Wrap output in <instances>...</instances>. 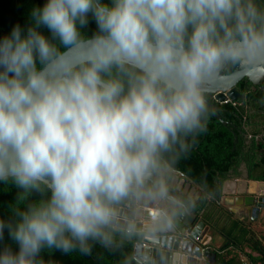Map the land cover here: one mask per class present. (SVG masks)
<instances>
[{"label":"clouds","instance_id":"1","mask_svg":"<svg viewBox=\"0 0 264 264\" xmlns=\"http://www.w3.org/2000/svg\"><path fill=\"white\" fill-rule=\"evenodd\" d=\"M91 14L97 30H81ZM46 28L51 36L41 29ZM264 67L257 0H47L0 39V182L18 189L19 245L0 264H45L43 249L112 244L116 206L145 191L165 153L187 156L209 89L229 66ZM38 197V198H34ZM159 215H163L160 213Z\"/></svg>","mask_w":264,"mask_h":264},{"label":"trees","instance_id":"2","mask_svg":"<svg viewBox=\"0 0 264 264\" xmlns=\"http://www.w3.org/2000/svg\"><path fill=\"white\" fill-rule=\"evenodd\" d=\"M46 2L47 0H0V39L9 35L17 24L26 31L31 24L32 9L43 7ZM102 2L110 4L111 0ZM257 3L264 4V0H257ZM88 19V26L81 31L91 36L97 27L91 14ZM41 31L51 36L46 28ZM235 68L236 66L229 65L227 72ZM253 86L248 77L238 83L237 87L245 95L244 100L229 99L220 102L209 93L207 98L218 109L215 112L209 111L204 130L190 138L188 155L165 153L158 168L162 169L169 163L202 187L199 198L170 184L166 188L224 236L225 242L221 248L230 245L243 247V244L251 240L245 235L249 230L241 220L225 213L217 204L222 195L223 182L234 177L264 181V80L260 85H255V88ZM173 175V172L165 174L167 180ZM17 192L18 189L11 181L0 182V219L7 221L13 218L10 209L15 204ZM166 200L167 203L158 204V208L163 210L169 220L177 221L181 205L170 199ZM217 214L227 216V220L222 221ZM111 233L113 242L110 246L89 241L92 245L90 255H82L78 251L66 255L55 249L45 248L38 259L42 258L45 264H140L135 256V245L141 240L142 233L115 226ZM6 248H10L13 253L19 251V245L9 237L7 230L3 239H0V253ZM230 256L227 259L229 264H242L237 253L231 252Z\"/></svg>","mask_w":264,"mask_h":264},{"label":"water","instance_id":"3","mask_svg":"<svg viewBox=\"0 0 264 264\" xmlns=\"http://www.w3.org/2000/svg\"><path fill=\"white\" fill-rule=\"evenodd\" d=\"M228 67L209 89V93L213 94L217 101L244 100L245 95L237 88V84L245 77L256 85L264 80V67L239 69L236 67L233 71L227 72ZM207 102L209 111L215 112L218 109L208 98ZM165 172H173L193 181L182 171L167 163L164 168L157 169L147 183L154 192L158 191L160 184H163L159 181L158 174ZM226 180L232 181L234 178ZM164 198L181 205L177 221H171L166 216L154 215L153 208L144 204L142 196L131 195L116 206L117 218L113 226L132 229L143 235L135 245V256L138 262L140 264H171L174 260L180 259L178 264H193L198 262L201 256H206L209 264L214 262L215 253L199 244L202 232L209 227L208 223L199 218L195 210L172 193L167 191V197ZM254 201L253 198L251 201L247 199L246 203L252 206L251 213L257 216L260 208L264 207V195L258 197L256 203Z\"/></svg>","mask_w":264,"mask_h":264},{"label":"crops","instance_id":"4","mask_svg":"<svg viewBox=\"0 0 264 264\" xmlns=\"http://www.w3.org/2000/svg\"><path fill=\"white\" fill-rule=\"evenodd\" d=\"M167 183L185 193H189L190 196H194L195 198H199L203 190L199 184L176 173L167 180ZM223 183L222 195L218 198L217 204L225 213L227 212L235 219L241 220V223L249 230L245 235L251 238V240L249 243L243 244V247L230 245L229 247L221 248L225 242L224 236L208 224L209 227L202 232L201 241L199 242L200 246L209 248L215 253V261L211 264H229L227 259L231 258V252L239 255L242 264H264V207H261L257 216H255L251 213L252 206L246 203L247 199L251 201L252 198L255 199L254 202L256 203L257 198L264 195V181L234 177V180H226ZM148 196L143 195L142 198L144 199ZM145 205L153 208V210H158L157 216L161 217L159 215L161 212L159 211L163 212V210L158 208V203H147ZM217 215L222 221L227 220V216H221L222 214ZM179 261L180 259L174 260L171 264H178ZM193 264L209 263L206 256H201L198 258V262Z\"/></svg>","mask_w":264,"mask_h":264},{"label":"flooded vegetation","instance_id":"5","mask_svg":"<svg viewBox=\"0 0 264 264\" xmlns=\"http://www.w3.org/2000/svg\"><path fill=\"white\" fill-rule=\"evenodd\" d=\"M246 78V77H245ZM263 81V80H262ZM262 81H261V83H262ZM260 83V84H261ZM254 84V83H253ZM259 84V85H260ZM256 84H254V86H253V88H255L256 86H255ZM237 86H238V84H237ZM238 88V87H237ZM165 174H166V172L165 173H159L158 174V179H159V181L161 182V183H163L164 184V186L165 187H167V184H169V183H167V178H166V176H165ZM162 176V177H161ZM148 189H151L152 191H153V189L151 188V186L149 185V184H147V186H146V191L148 190ZM154 192V191H153ZM152 198V196L150 197V199ZM145 199V198H144ZM143 199V200H144ZM145 201V200H144ZM145 204H147V203H145ZM158 217V216H157Z\"/></svg>","mask_w":264,"mask_h":264},{"label":"rangeland","instance_id":"6","mask_svg":"<svg viewBox=\"0 0 264 264\" xmlns=\"http://www.w3.org/2000/svg\"><path fill=\"white\" fill-rule=\"evenodd\" d=\"M147 199V200H146ZM145 203H150V204H155V203H158L159 205H165L167 202V200L165 198H160L158 196L156 197H152L150 199V197L148 196L147 198L144 199ZM165 203V204H164Z\"/></svg>","mask_w":264,"mask_h":264},{"label":"bare ground","instance_id":"7","mask_svg":"<svg viewBox=\"0 0 264 264\" xmlns=\"http://www.w3.org/2000/svg\"><path fill=\"white\" fill-rule=\"evenodd\" d=\"M153 211H155V212H153V214L157 216L158 210L156 211V209H154Z\"/></svg>","mask_w":264,"mask_h":264},{"label":"built area","instance_id":"8","mask_svg":"<svg viewBox=\"0 0 264 264\" xmlns=\"http://www.w3.org/2000/svg\"><path fill=\"white\" fill-rule=\"evenodd\" d=\"M229 99H227V100H225V101H228ZM159 212H161V213H163V215H165V213L164 212H162V211H159ZM160 214V213H159ZM160 216H162V215H160Z\"/></svg>","mask_w":264,"mask_h":264}]
</instances>
